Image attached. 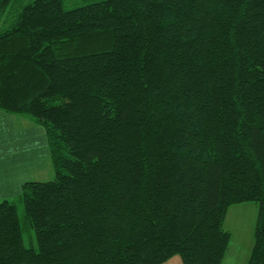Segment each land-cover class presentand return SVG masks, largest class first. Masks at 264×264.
<instances>
[{
  "label": "trees",
  "instance_id": "16d2710c",
  "mask_svg": "<svg viewBox=\"0 0 264 264\" xmlns=\"http://www.w3.org/2000/svg\"><path fill=\"white\" fill-rule=\"evenodd\" d=\"M0 110L55 170L0 201V264H223L251 201L264 264V0H0Z\"/></svg>",
  "mask_w": 264,
  "mask_h": 264
},
{
  "label": "rangeland",
  "instance_id": "374dc122",
  "mask_svg": "<svg viewBox=\"0 0 264 264\" xmlns=\"http://www.w3.org/2000/svg\"><path fill=\"white\" fill-rule=\"evenodd\" d=\"M90 1L94 0H65V4L72 8ZM3 163L6 169L0 178L5 183L1 187L5 198L14 199L27 181L54 179L55 170L43 126L27 116L0 110V168ZM257 216L256 202L230 207L225 228L231 233V241L225 264H237L239 260L247 262L254 245ZM24 242L28 247L38 245L34 232H26Z\"/></svg>",
  "mask_w": 264,
  "mask_h": 264
},
{
  "label": "crops",
  "instance_id": "0c3cea01",
  "mask_svg": "<svg viewBox=\"0 0 264 264\" xmlns=\"http://www.w3.org/2000/svg\"><path fill=\"white\" fill-rule=\"evenodd\" d=\"M3 168H0V174L1 173H3V172H5V166H4V163H3ZM2 184H5L4 183V181L2 180V178H0V198H3L4 197V199H7V198H5V196H4V194H5V192L3 191V189L1 188L3 185ZM23 185V184H22ZM20 194V193H19ZM3 200V199H2ZM1 201V200H0ZM228 252V251H227ZM226 256H227V254H226ZM225 260H226V257L224 258V262H223V264H225ZM249 260V259H248ZM248 260H247V262H248ZM237 262V261H236ZM235 262V263H236ZM247 262L246 263H244L242 260H239V262L237 263V264H247ZM162 264H185L184 263V261H183V259H182V257L180 256V255H174V256H172L171 258H169L168 260H166L165 262H163Z\"/></svg>",
  "mask_w": 264,
  "mask_h": 264
}]
</instances>
